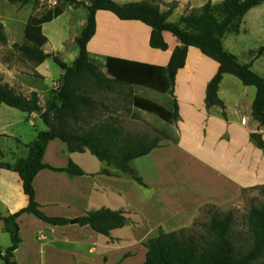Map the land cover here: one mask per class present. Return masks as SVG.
Here are the masks:
<instances>
[{
	"label": "crops",
	"instance_id": "obj_1",
	"mask_svg": "<svg viewBox=\"0 0 264 264\" xmlns=\"http://www.w3.org/2000/svg\"><path fill=\"white\" fill-rule=\"evenodd\" d=\"M83 1L88 4L87 0ZM113 1L122 5L142 0ZM155 1L162 11L173 4L170 16H182L199 10L209 1L223 0ZM67 7L75 11V6ZM63 13L62 8L61 15L56 18ZM56 18L42 24L43 34ZM85 20L86 17L80 20L81 29ZM150 32V27L141 21L121 20L109 11L97 10L95 32L87 42L86 49L90 58L103 59L104 64L106 58L110 57L165 67L180 41L165 31L162 35L167 49H154L149 45ZM46 35L43 51L56 55L63 49L62 39L55 42L50 39L51 33ZM249 36L260 37L261 43H264V2L242 17L238 33H227L222 37L226 51L233 54L239 63H250L251 69L263 76L259 70H263L264 51L260 57L253 59L251 53L256 50L245 45ZM245 54L248 58L241 59ZM47 61L34 68L45 78L50 70ZM217 69V62L203 55L199 49L192 46L187 48L185 64L175 75L172 92L167 93L177 104L176 140L163 142L165 145H159L148 154L131 160L128 172H121L114 165L98 159V164H92L87 156L90 153L88 150L69 152L66 144L58 138L49 141L42 159L45 164L63 168L71 161L84 174L69 176L66 172L40 170L33 179V188L41 211L51 217L73 219L86 211L108 208L123 211L127 223L122 228L112 230L109 236H104L87 226L81 227L75 223L51 225L32 214H22L17 219L21 239L14 251L17 264H143L146 253L144 243L149 238L157 236L160 231L169 233L188 228L206 205L228 203L243 188L264 184V147L258 148L250 138L251 133L259 134L264 145V125H259L251 114L256 89L226 73L217 89L224 110L217 105H207L206 87ZM62 73L60 70L58 77ZM94 104L83 107L85 114L79 118V122H83L85 128L99 118L101 110L98 106L96 109ZM89 113L94 116H88ZM28 118L32 126H36L34 118L42 122L36 114H28ZM42 125L45 129L36 126L34 139L39 131L47 130L43 122ZM1 130L0 141L2 137H13ZM16 142L19 140L16 139ZM1 146L0 143L4 156L0 161L5 162L3 158L6 154L15 153L10 152L7 146ZM181 159L190 162V174L183 169L187 167H174L172 170L161 168L163 161L175 163ZM213 166L220 170L216 172L220 175L218 193L209 192V183L213 185L215 179ZM133 172L138 174L144 185L133 179ZM196 172L202 177L199 178ZM187 175L190 178H204L200 184L205 188L201 190L196 186L190 197L184 196V191L177 186ZM26 204L27 196L22 191L19 176L0 169V216L16 212ZM6 247L0 245V251Z\"/></svg>",
	"mask_w": 264,
	"mask_h": 264
},
{
	"label": "trees",
	"instance_id": "obj_2",
	"mask_svg": "<svg viewBox=\"0 0 264 264\" xmlns=\"http://www.w3.org/2000/svg\"><path fill=\"white\" fill-rule=\"evenodd\" d=\"M17 1L25 4L28 0ZM56 1H65L75 7L82 5L87 11L85 24L74 39L78 48L76 58L68 64L57 55L43 51L47 38L42 33L41 26L61 15L62 7L60 6H54L39 17L30 16L24 27L23 42L13 44V48L20 56L35 66L50 58L63 71L54 98L43 109L36 92L32 91L25 96L16 92L0 78V104L27 114L40 110L39 117L47 127V130L39 131L35 139L25 144L27 148L25 157L16 158L12 163L0 161V169L12 171L19 176L22 191L27 196V204L24 207L16 212L0 216L3 230L8 233L10 239L9 246L0 251L2 264H17L14 251L21 242L17 219L25 213L32 214L51 225L75 223L81 227L87 226L104 236H109L112 230L122 228L127 223L123 211L108 208L86 211L73 219L51 217L41 211L40 205L35 200L33 179L40 170L66 172L69 176L84 174L71 161L63 168H55L43 162L45 148L48 142L55 138L65 143L69 152H83L86 149L98 160L114 165L121 172H128V163L131 160L146 155L159 146L157 142L143 144L142 140L135 139L129 142L122 153L114 155L108 146L102 144L101 138L95 131L96 127L82 132L74 131L67 124L66 117L78 119V110L81 112L83 107L94 104L88 94L79 92L82 80H92L108 88L114 79L127 84L150 87L162 93H171L175 75L185 64L186 50L192 46L218 64L215 75L206 87V104L217 105L224 110L223 102L217 96V89L223 74H231L245 85L255 87L256 94L252 102L251 114L259 125H264V77L255 73L250 63H239L222 44V37L227 33H238L242 17L250 9L262 4L264 0H223L216 4L209 1L198 12L182 16L179 23L169 22L167 18L171 11L161 12L155 0H142L122 5L113 0H87L88 4L78 0ZM97 10L109 11L121 20H138L149 26L151 48L167 49V43L162 35L165 31L175 36L180 41V45L173 49L165 67L106 58L105 69L112 79L108 78L91 61L86 49L87 42L95 32ZM5 41L6 36L0 26V42ZM263 51L264 46H261L251 53L253 59L260 57ZM171 109L167 113L175 120L178 114L174 99L171 102ZM250 138L258 148L264 147L259 134L251 133ZM3 156L0 150V159ZM132 176L137 183L144 185L136 172H133ZM209 207L211 205L205 206L207 210ZM205 208L203 207L200 212ZM247 223L250 242L245 245L243 252H238L231 240L233 212H209V222L204 226L206 229L204 234L195 236L190 229H180L169 233L160 231L157 236L146 240L143 264H257L256 261L264 255V205L250 207ZM195 225L196 220L193 222V226Z\"/></svg>",
	"mask_w": 264,
	"mask_h": 264
},
{
	"label": "rangeland",
	"instance_id": "obj_3",
	"mask_svg": "<svg viewBox=\"0 0 264 264\" xmlns=\"http://www.w3.org/2000/svg\"><path fill=\"white\" fill-rule=\"evenodd\" d=\"M80 1L84 2L83 0ZM212 3L216 4L219 2ZM69 5L65 1L56 0H28L25 4L17 0H0V26H2L6 36V41L0 42V78L16 92L25 96H28L31 91H35L40 95L39 103L43 109L48 102H51L58 90L61 81V75L58 77L60 69L48 58L46 60H48L47 62L50 66L49 76L45 78L39 75L34 69L36 66L20 56L13 48V44L23 42L24 27L30 16L39 17L54 6H60L63 8L64 13L53 20L43 32L45 35L48 32L51 33L52 36L49 37L55 42L62 39L63 49L55 54L61 60L70 64L78 53V48L75 42L72 41L79 34L81 29L79 26L80 20L85 19L87 11L82 5L74 7L75 11L68 8L67 6ZM172 8L173 4H170L166 10L162 11L159 6L161 12L170 10V15ZM191 12H198V10ZM170 15L167 20L173 23H179L181 17L185 16ZM245 45L257 50L259 47L264 46V43H261L260 37L249 36L245 40ZM246 57L248 58L247 54L241 56V59ZM91 61L97 65L104 76L112 79L106 72L103 59L96 57L91 58ZM262 69L259 70V73H262L264 77V63ZM79 88L80 93L88 94L92 100H96H94V105H96V109L98 106L101 112L99 118L94 119V124H89L86 128L83 122H79V118H83L85 114L84 109H81V112L78 110V119L67 116V124L74 131L79 132L96 127L95 131L101 138L102 144L108 146L114 155L122 153L129 142L135 139L142 140L143 144L157 142L158 145H165L167 141L174 142L176 140L175 120L167 113L172 110V99L167 96V93L142 85L123 83L114 79L108 88L101 84H96L92 80H82ZM88 116H94V114L89 113ZM33 123L38 128L45 129L38 118H34ZM36 126H32L27 113L0 104V130L2 129L1 131L4 133L13 136L12 138L2 137L0 143L3 146L1 147L7 146L10 152L15 153L6 154L3 158L5 162L12 163L16 158L27 155L25 144L34 139L33 134L36 131ZM16 139L19 142H16ZM87 156L91 158L92 164H98L99 161L96 157L90 155V153ZM164 162L161 163V168L172 170L174 167L179 169L187 167L183 169H185L186 174H190L191 164L187 160L181 159L175 163ZM213 169L215 179L213 180V185L209 183V192L215 191L218 193L220 175L216 174V172L220 170L214 166ZM195 174L200 175L198 172ZM198 177L201 178L202 176ZM203 179L190 178L187 175L180 181V186L177 187L184 191V196L190 197L196 186L201 190L205 188L204 185L200 184ZM261 205H264V184L248 186L243 188L233 201L222 205L212 204L208 210L204 207L205 209L199 212L198 217L195 219L196 225L193 226L192 224L184 229H190L195 236L204 234L206 230L204 226L209 222V212L225 213L232 211L234 224L230 235L231 240L238 252H243L245 245L250 242L247 213L250 207H260ZM1 223L0 245L9 246V235L3 230ZM256 263L264 264V255ZM0 264H2L1 259Z\"/></svg>",
	"mask_w": 264,
	"mask_h": 264
},
{
	"label": "water",
	"instance_id": "obj_4",
	"mask_svg": "<svg viewBox=\"0 0 264 264\" xmlns=\"http://www.w3.org/2000/svg\"><path fill=\"white\" fill-rule=\"evenodd\" d=\"M35 113L38 114V115H40L41 114V111L40 110H36Z\"/></svg>",
	"mask_w": 264,
	"mask_h": 264
}]
</instances>
